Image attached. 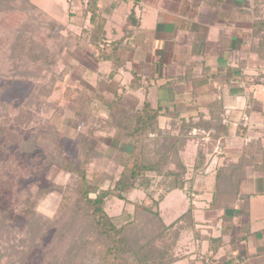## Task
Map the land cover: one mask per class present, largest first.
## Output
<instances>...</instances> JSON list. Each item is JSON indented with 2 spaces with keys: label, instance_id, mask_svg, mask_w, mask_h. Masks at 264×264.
Segmentation results:
<instances>
[{
  "label": "crops",
  "instance_id": "obj_1",
  "mask_svg": "<svg viewBox=\"0 0 264 264\" xmlns=\"http://www.w3.org/2000/svg\"><path fill=\"white\" fill-rule=\"evenodd\" d=\"M98 9L105 19V43L122 40L114 54L117 63L103 62L88 45L89 21L83 14L87 27L81 33L87 40L77 39L66 55L82 53L71 83L93 94L99 119L112 122L116 111L133 112L147 103L160 112L161 129L173 120L222 121L226 128L211 150L205 148L201 171L189 174L195 198L187 205L193 207L194 227L189 252L173 264H264V46L253 28L261 20L264 31V0H98ZM102 108H108L110 121ZM213 134V128L191 133L197 136L183 153L194 167L199 140L206 146ZM253 141L260 148L253 151L237 201L223 213L211 210L215 166L223 158L238 159ZM205 179L207 190L199 189ZM173 193L186 196L181 190L165 194L159 209L166 225L188 208L166 222L175 212L161 205ZM222 215L229 219L228 228L217 219ZM207 238L222 239L217 251Z\"/></svg>",
  "mask_w": 264,
  "mask_h": 264
},
{
  "label": "trees",
  "instance_id": "obj_2",
  "mask_svg": "<svg viewBox=\"0 0 264 264\" xmlns=\"http://www.w3.org/2000/svg\"><path fill=\"white\" fill-rule=\"evenodd\" d=\"M21 1L26 2V0ZM130 1L134 4L139 2V0ZM26 3L29 8L36 10L33 4L28 1ZM98 10V0L86 1L82 14L89 21L88 45L98 53L103 62L117 63L114 54L121 47L122 40L111 44L105 43V19L99 15ZM253 28L255 36L259 38V43L264 46L263 22L254 21ZM77 39L81 40L80 37ZM25 43L26 41L19 36L13 44V51L20 52L21 57L27 55L24 51L28 50V45ZM29 50L32 51V48ZM33 55L30 54L28 57L34 63L40 59V62L48 68L52 67L54 60H51L52 58L49 60L46 51L41 50L39 55ZM49 81L47 88H42L45 93L52 94L57 81L55 82L54 76L49 78ZM82 90L84 94L86 93V107L89 106L91 110L93 94L89 90ZM80 97H74L66 104V107L73 113L74 120L81 126V131L78 133L79 148L76 161L72 162L64 155L60 145V136L56 130H52L53 134L49 131L35 133L36 145H39L44 152L42 166L44 168L57 166L69 177L77 179L76 185L70 188L65 187V189L60 185L41 181L40 184L37 183L38 190L34 194L28 192L24 199L22 215L19 216L23 219L22 221H26V226L28 225L26 241L30 238V240L35 239L39 232L44 236L53 225L52 223H61L62 227L52 235L50 242L42 250L39 264L175 263L181 259V257L174 256L178 233H170V230L175 224L188 225L189 230L193 229V207L189 205L185 213L174 223L166 225L160 214L159 205L165 194L174 190L184 191V194L190 198L193 185L191 179L186 177L187 166L181 154L187 141L197 136L191 135L196 130L215 129L216 134L210 136L209 142L216 143L225 131L222 121L209 123L200 120L194 123L186 120H173L169 122V127L161 129L158 124L160 112L151 109L146 103L133 112L116 111L112 122L96 119L98 126H94L90 123L93 114L90 117L89 111L87 113L83 111L84 106H81ZM6 127L8 128L7 125L0 127V151L6 150L12 143L10 140L13 132ZM97 129L121 132L123 142L131 145L129 153H115L116 165L112 172L99 176L87 170V166L94 160L96 154L92 138ZM198 138L200 139V136ZM48 142L52 145L49 146ZM259 144L260 142L253 141L244 147L238 159L223 158L215 166L211 185V210L223 213L224 210L233 207L238 199L239 188L246 179V170L253 161V151L260 148ZM206 147L212 149L199 140L195 169L202 164ZM154 184L165 190L156 199L151 192ZM51 191L60 194L52 223L43 220L35 211L36 204ZM135 193L143 195V200L147 203L145 208L137 209L136 198H132ZM111 199L123 202L119 215L110 216L107 213V202ZM217 219L222 221L224 229L229 227L228 218L222 215ZM42 229L45 230L41 231ZM169 233L173 237L170 242H168ZM41 235L39 239L42 238ZM68 235L71 236V240L67 238ZM65 239H69L70 243ZM207 240L212 251H217L222 244L221 238H207ZM25 243L27 250L22 252L21 257L27 254L33 245L37 249L40 247V241L34 242L32 246L30 245L31 247L29 243ZM58 246L61 248L65 246L66 252L56 254Z\"/></svg>",
  "mask_w": 264,
  "mask_h": 264
},
{
  "label": "rangeland",
  "instance_id": "obj_3",
  "mask_svg": "<svg viewBox=\"0 0 264 264\" xmlns=\"http://www.w3.org/2000/svg\"><path fill=\"white\" fill-rule=\"evenodd\" d=\"M27 1L33 4L36 10L29 8ZM86 1L26 0V2H22L21 0H3L0 2V127L7 125L6 129L13 132L10 146L6 150L0 151V264H39L42 250L50 242L52 235L62 229L61 223H52L60 194L51 191L36 204L35 211L43 220H48L53 225L45 232L44 236L39 232L40 234L38 233L35 239L30 240V238L29 241H26L28 225L26 226V221H22L23 219L19 215H22L21 209L27 193L34 194L39 188L37 183L40 184L41 181L60 185L64 189L76 185V177H69L57 166L53 165L49 168L42 166L44 152L39 145H36L35 133L49 131L51 134L52 130H56L60 136V145L64 155L73 162L76 161L78 154V133L81 131V126L74 120L73 113L66 107L67 102L73 100L74 97L81 96L80 103L81 106H84L83 111L85 113L89 111L90 117L93 114V119H89L90 123L98 126L96 119L97 121L101 120L98 116H102V114L95 111L99 105L96 102L93 105L92 102V108L89 110V106L86 107V93L84 94L81 87L71 83L78 76L76 62L82 53L72 52L71 56L66 55L75 50L76 38L87 40V35L83 37L84 34L81 33V29L87 27V22L81 13ZM19 36L28 45V50L24 51L27 55L24 57H21L20 52L13 51V44ZM30 48L34 53L29 50ZM41 50L47 52L49 60L50 58L54 60L52 67L48 68L40 62V59H37L40 63L38 61L34 63L28 57L30 54L39 55ZM84 54L91 56L90 51L87 50ZM53 76L57 83L52 94H47L42 87L48 86L49 78ZM80 88L81 90H79ZM102 109L106 115H104L105 119L110 121L109 113H107L108 108ZM9 131L8 133H10ZM120 135L121 133L118 131L116 133L107 132L104 129H97L93 133L92 145L96 149V154L94 160L87 166L88 172L98 176L112 172L116 165L115 153H129L131 145L125 144ZM48 144L52 145L51 142ZM207 145L213 148L215 143L208 141ZM182 158L187 166L186 177L188 179L192 174H198L201 171V169H195L194 162H190L186 153L185 156L183 153ZM207 183L206 179L201 181L199 189L205 187L207 190ZM151 192L156 199L165 190L154 184ZM203 196L205 197V195ZM185 197H179L177 193L166 197L161 209L170 206V211L175 212V215L166 216V222H171L175 216L182 214L186 210L187 204H191L190 199L195 198L192 195L190 198ZM132 198H136L137 209L145 208L147 203L143 200L142 194L135 193ZM122 207V201L111 199L107 202L106 211L110 216H116L121 213ZM167 213L168 211H166ZM257 214L256 209H253L252 217ZM196 216L198 215L196 214ZM261 222H264V219ZM188 227V225L175 224L174 228L170 230V233H178L174 247V256L176 255V257H181L189 252L190 230ZM43 230L45 229L41 231ZM40 235L42 238L39 239ZM67 238L71 240L70 235ZM172 238V234H170L168 242ZM69 239H65V241L70 243ZM36 241H40L38 249L31 245ZM25 242L29 243L32 248L21 257L22 252L27 250ZM61 252L62 254L66 252L65 246L63 248L58 246L55 253L61 254ZM179 264L188 263L183 261Z\"/></svg>",
  "mask_w": 264,
  "mask_h": 264
}]
</instances>
